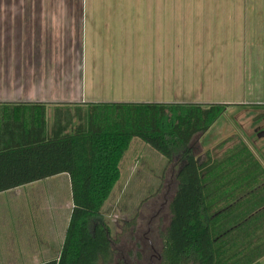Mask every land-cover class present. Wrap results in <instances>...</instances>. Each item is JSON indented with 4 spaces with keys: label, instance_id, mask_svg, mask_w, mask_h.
Listing matches in <instances>:
<instances>
[{
    "label": "crops",
    "instance_id": "0c3cea01",
    "mask_svg": "<svg viewBox=\"0 0 264 264\" xmlns=\"http://www.w3.org/2000/svg\"><path fill=\"white\" fill-rule=\"evenodd\" d=\"M0 102L263 107L264 0H0ZM56 176L71 186L37 181ZM70 215L55 236L0 228V264L58 259Z\"/></svg>",
    "mask_w": 264,
    "mask_h": 264
},
{
    "label": "trees",
    "instance_id": "16d2710c",
    "mask_svg": "<svg viewBox=\"0 0 264 264\" xmlns=\"http://www.w3.org/2000/svg\"><path fill=\"white\" fill-rule=\"evenodd\" d=\"M230 106L0 102V192L70 175L73 208L61 254L41 264H147L141 242L127 252L116 246L102 215L135 138L179 164L167 223L163 213L158 216V264H259L264 168L240 138L205 149L203 160L196 150V136L207 133Z\"/></svg>",
    "mask_w": 264,
    "mask_h": 264
},
{
    "label": "rangeland",
    "instance_id": "374dc122",
    "mask_svg": "<svg viewBox=\"0 0 264 264\" xmlns=\"http://www.w3.org/2000/svg\"><path fill=\"white\" fill-rule=\"evenodd\" d=\"M198 6L199 1L179 4V7ZM164 7H173V4L166 1ZM239 107L230 106L207 133L196 136L198 155L203 160L205 149L212 148L228 137H235L246 142L264 168V106ZM53 113V107H50V124L54 120ZM178 170L176 160L170 164L164 155L142 139L133 140L121 164V178L102 209L116 246L122 252L137 249L136 243L139 241L144 245L147 264H158L163 245L158 232V216L163 213L166 216L164 224L167 223L170 215L168 205L177 188L175 177ZM72 203V188L65 176L51 177L11 189L0 195V228L20 235L22 239L28 238L35 226L42 224V228H49L51 225L52 234L58 235V229L64 228L71 213ZM134 228L137 229L135 237L132 232ZM259 264H264V257Z\"/></svg>",
    "mask_w": 264,
    "mask_h": 264
},
{
    "label": "flooded vegetation",
    "instance_id": "af4514ba",
    "mask_svg": "<svg viewBox=\"0 0 264 264\" xmlns=\"http://www.w3.org/2000/svg\"><path fill=\"white\" fill-rule=\"evenodd\" d=\"M146 237V235H145V233H144V238ZM142 243H144V242H142ZM151 261H152V257H151Z\"/></svg>",
    "mask_w": 264,
    "mask_h": 264
},
{
    "label": "water",
    "instance_id": "95a60500",
    "mask_svg": "<svg viewBox=\"0 0 264 264\" xmlns=\"http://www.w3.org/2000/svg\"><path fill=\"white\" fill-rule=\"evenodd\" d=\"M260 116V115H259ZM154 256V255H153Z\"/></svg>",
    "mask_w": 264,
    "mask_h": 264
}]
</instances>
